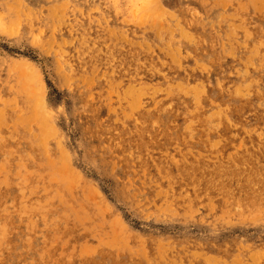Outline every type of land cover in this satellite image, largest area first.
<instances>
[{"label": "rangeland", "instance_id": "374dc122", "mask_svg": "<svg viewBox=\"0 0 264 264\" xmlns=\"http://www.w3.org/2000/svg\"><path fill=\"white\" fill-rule=\"evenodd\" d=\"M0 264H264V0H0Z\"/></svg>", "mask_w": 264, "mask_h": 264}, {"label": "bare ground", "instance_id": "6f19581e", "mask_svg": "<svg viewBox=\"0 0 264 264\" xmlns=\"http://www.w3.org/2000/svg\"><path fill=\"white\" fill-rule=\"evenodd\" d=\"M62 22V21H61ZM187 37V36H186ZM190 38V37H189ZM188 37H187V39H189ZM80 44V43H79ZM78 49H80L79 47H78ZM109 49V48H108ZM81 50V49H80ZM103 51V50H102ZM78 52V51H77ZM63 57V56H62ZM61 57V58H62ZM204 65V64H203ZM237 65V64H236ZM206 67V66H205ZM235 84V83H234ZM180 86V85H179ZM235 86H237V84L235 85ZM197 87V86H196ZM234 87V86H233ZM202 88V87H201ZM177 89V88H176ZM182 89V88H181ZM184 90V89H183ZM255 90V89H254ZM260 90V89H259ZM249 91V90H248ZM250 92V91H249ZM246 95V94H245ZM190 98V97H189ZM193 100V99H192ZM244 101V100H243ZM242 101V102H243ZM241 103V102H240ZM192 105V104H191ZM40 109V108H39ZM215 110V109H214ZM40 114V113H39ZM213 115H214V113H213ZM43 116V115H42ZM207 116V115H206ZM211 122V121H210ZM212 122H215V121H212ZM222 122H224L223 120H222ZM42 136H43V134H42ZM251 169H253V167L251 168ZM236 170V169H235ZM238 170V169H237ZM242 171V170H241ZM245 171H247V170H245ZM219 172V171H218ZM241 174V173H240ZM219 176V175H218ZM217 176V177H218ZM234 177V176H233ZM263 186V185H262ZM231 193V192H230ZM253 193V192H252ZM222 198V197H221ZM257 211V210H256Z\"/></svg>", "mask_w": 264, "mask_h": 264}]
</instances>
